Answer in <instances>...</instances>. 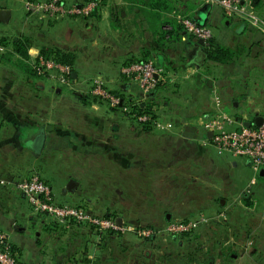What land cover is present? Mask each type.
I'll return each instance as SVG.
<instances>
[{
    "label": "crops",
    "instance_id": "crops-1",
    "mask_svg": "<svg viewBox=\"0 0 264 264\" xmlns=\"http://www.w3.org/2000/svg\"><path fill=\"white\" fill-rule=\"evenodd\" d=\"M12 1L0 0V8L10 12L8 20L0 22V178L17 181L28 177L33 168L48 167L51 160L57 161L66 176L46 180L52 191L55 188L56 202L74 205L81 183H97V195L84 197L87 205L84 207L91 214L123 215V223L143 222L138 216L149 214L154 216L150 221L153 225L163 215L166 223L156 229L204 211L214 220L213 215L218 212L216 204L222 206L225 195L233 197L243 193L245 196L253 178L252 185L264 178L248 159L232 155L229 158L213 146L201 145L198 139L205 135L197 125L200 117L217 109L241 121H252L261 115L264 33L251 26L243 30L238 26L242 24L238 18L227 22L222 10L214 5L190 9L189 12L195 13L190 16L196 22L212 28L214 42L222 46H243L246 51L243 60L230 65L208 66L203 60L196 66L193 59L205 45L200 46L183 31L182 38L188 35L191 41L184 53L169 51L177 44L173 38L166 42V47L157 48L154 29L168 13L152 8L150 0H103V5L90 18L56 19L39 31L35 16L27 13L23 21L12 18ZM259 1L261 4L262 0ZM10 21L14 25L12 32L5 29ZM217 26L235 29L234 35L228 37L232 42H225L226 36H217L214 31ZM18 39L28 44L27 59L14 49L13 43ZM44 45L69 51L74 56L67 84L60 82L54 73L42 78L32 71L30 64ZM189 53L194 56L187 59ZM144 57L163 65L179 81L175 90L183 89L182 99L172 98L171 102H160L165 85L152 95L158 102L153 109L164 120L175 118L174 127L168 131L149 130L123 121L120 115L117 118V110L85 93L89 87L85 80L99 76L111 89L117 90L113 87L119 86L124 97L138 96V86L124 84L119 67L130 59ZM209 69H214L218 76L210 75ZM251 70L256 73L254 81L249 77ZM209 82L203 101L196 100L198 91L205 89ZM76 87L81 88L73 94L68 91ZM159 109L166 113H160ZM42 172L46 177V172ZM20 174L26 175L13 178ZM240 176L245 179L238 181ZM69 180L76 182V189L63 194ZM14 190L11 186H0V194L12 195ZM19 199L27 203L20 193ZM16 208L15 205L14 211ZM3 212L0 207V214ZM12 215L13 218L0 216V228L8 232L22 264L112 263L104 259L103 263L98 253L108 248L106 239H98L87 225L52 226L48 224L49 217L31 213L26 219L27 228L16 226L13 212ZM22 215L28 214L21 212ZM91 236L100 243L93 252L87 243ZM251 239L244 242V252L233 255L234 260L242 257L253 260L257 256V246L245 252ZM139 246L133 244L135 248ZM113 263L116 264L115 260Z\"/></svg>",
    "mask_w": 264,
    "mask_h": 264
},
{
    "label": "built area",
    "instance_id": "built-area-1",
    "mask_svg": "<svg viewBox=\"0 0 264 264\" xmlns=\"http://www.w3.org/2000/svg\"><path fill=\"white\" fill-rule=\"evenodd\" d=\"M202 5L219 7L226 17L239 18L252 27L264 33V17L258 12L252 0H201ZM103 5L101 0H84L79 3H69L66 0H25L24 8L30 16L39 19H60L65 17L90 18ZM179 24L183 32L194 39H201L204 45L212 38L210 27L199 24L186 14L170 13ZM1 49V48H0ZM36 74L45 77L54 73L62 83L70 80V66L61 64L52 58L37 55L31 62ZM121 78L127 83L138 86L140 94L122 97L108 88L99 76L90 79L88 91L90 96L98 101L105 102L112 108H117L128 121L145 126L149 130L168 131L174 127L170 120H164L154 109V113L138 112L133 107L145 102L150 92L156 90L160 84L167 80L176 81L173 74L168 73L165 67L153 59L144 61L131 60L119 67ZM197 125L205 136L198 139L203 146H213L220 152H226L237 158L248 159L252 168L259 172L264 169V124L256 127H246L242 121L217 109L208 116L200 117ZM255 183V179L251 180ZM0 186H11L22 194L32 213L44 215L62 224H84L92 229L97 237L105 233H131L140 237H150L159 233L185 234L195 230L199 225L207 223L211 217L200 212L198 215L171 221L162 229L153 230L141 225H119L112 217L91 214L84 206L73 204H60L56 202L50 185L36 173L14 181L0 178ZM252 242L249 241L248 245ZM0 264H20L17 253L12 248L8 232L0 228Z\"/></svg>",
    "mask_w": 264,
    "mask_h": 264
},
{
    "label": "rangeland",
    "instance_id": "rangeland-1",
    "mask_svg": "<svg viewBox=\"0 0 264 264\" xmlns=\"http://www.w3.org/2000/svg\"><path fill=\"white\" fill-rule=\"evenodd\" d=\"M12 2H14V5L10 4L13 8L12 18L14 20L17 19V21H19V19L23 21L27 17V11L24 8L23 0H13ZM201 5H202L201 0H198V2L197 0H181V1L172 2V8L173 10H175V12L193 15V16H195V13L189 12V10L194 9V8H197V9L201 8ZM263 6H264V0H262L261 4L258 5L257 9H258V12L264 17ZM164 18L173 19L171 14H168ZM35 19H36L35 26L38 27V29H36L37 31L41 30L42 27L50 23V21H53V19H46V18L39 19L37 17ZM77 19H81V18H77ZM79 21L80 23L82 22L81 20ZM217 27L218 29L214 30L217 32L216 33L217 36L218 37H221L222 35L226 36L225 42L227 41L232 42L231 39H228V37L229 35L231 36L234 35L233 30L235 31V29L233 27H229V28H225L221 26H217ZM5 29L10 32L14 30V25L11 23V21L10 23H7V25H5ZM181 33L182 31H180V33L176 35L175 37H172L173 39H175V42L177 44L174 48H171L169 50L171 53H184V49L188 45L190 38L188 35L187 36L185 35L183 36L184 37L183 39ZM42 47L52 48L55 46L44 45ZM229 47L233 48L234 50L237 49L238 51H240L241 58L238 61L243 60V56L246 54L245 48L243 46L241 47L240 46H229ZM79 54H82V52H79ZM192 56H194V54L189 53V55L186 56V58L189 59ZM209 70H208V73H210V75H217L216 72L212 71L214 69H209ZM249 77L250 79H252V81H254L256 79V73L251 70ZM42 78H45V77H42ZM90 79L85 80L86 83H90ZM123 82L124 84L126 83L124 80ZM177 82L179 81L167 80L164 83L165 87L163 88L160 94L161 95L160 102L164 100H168L169 102H171L170 100L172 98L175 100L178 97L182 99L183 97L182 95L184 94L183 89L179 90V92H178V89L175 90ZM79 88L81 87L69 89L68 91L73 94L74 90H77ZM108 88L112 90L113 92L115 91L117 92L119 89V86L113 87L115 89L118 88L117 90L111 89L110 87ZM85 93L88 94L87 95L88 97L93 99L90 96L89 91H86ZM101 103L105 104L108 108L112 110L113 109L117 110V112L119 113L118 114L116 112L118 114L117 118H120L119 117L120 115L123 121H128L124 118L120 110H118L117 108H112L105 102H101ZM263 104H264V99H263ZM159 110H160L159 111L160 113H166L165 110H161V109ZM169 120H171L172 122H175V118H170ZM129 122L130 121H128V123ZM123 125L128 126L126 123H123ZM133 125L137 126L138 124L133 123ZM142 128H146V127H142ZM225 154H228L227 157L231 158L230 157L231 155L229 153L225 152ZM242 159H245V158H242ZM56 162H53V160H51L50 166L48 167L42 166V168H37V169L33 168L32 170H30V172L38 174L45 181L50 178H54V179L59 178L60 175L66 176L65 169L59 167L56 164ZM42 171L46 172V175H47L46 177L43 176ZM25 175L23 174H20V176L14 175L13 178L19 179L20 177H24ZM29 175L30 174H28L27 176ZM242 179H245V177L240 176L238 178V181H241ZM98 187L99 185L97 183H91V184L81 183V190L74 202L75 203L74 205L85 206L86 198L84 197L88 195H93V194L97 195ZM14 191L15 192H13L12 195H4L1 192L0 207L2 208V210L4 209L5 212L1 213L0 216L13 218V215H12V212H13L16 226H24V227L26 226L28 228L29 223L27 222L26 219L27 217L31 215L32 211L29 205L25 201L24 203H22V201L19 199V193L16 190ZM54 192H55V188L53 189V193ZM244 195L245 196H243V193H237L233 197H229L225 195V198H224L225 201L222 204V206L220 204L218 205L216 204L218 208V212L217 214H215V216L213 215V217H216V219L214 220L210 219L207 223H203L199 225V227H197L195 230L189 233L166 234V233L161 232L159 234L154 235L153 240L147 239L149 237H140V236L133 235L131 233H124V234L111 233L109 234L111 236H109L107 233L103 237L106 239L108 248L101 250L98 253L100 256L103 257L102 258L103 263H104V260L106 261L108 260L110 261V263L112 262L111 264H114L113 263L114 260L116 264H207V263L209 264V262L210 264H264V178L261 179L258 184L256 185L251 184L249 187H247L246 191L244 192ZM248 202L250 205L246 206L247 205L246 203ZM15 205L17 206L16 211H14ZM21 212H23V214H28V215L20 216ZM7 213H9V216ZM16 213H18V215ZM203 213L206 214L207 216L209 215V213L205 211ZM96 215L101 216L102 214H96ZM110 216H112V218L114 219H116L117 217H120V218L124 217L123 215L121 216L119 214L116 215L113 213ZM138 217L143 222H138V223L124 222V224L141 225L144 228H151L153 230H157L156 228H161L166 223L165 222L166 220L164 219L163 215L156 218V221H157L156 225H153L154 223L150 222L154 217L153 215L146 214V215H139ZM191 217L193 216H190V217L187 216V218H191ZM48 224L52 226L54 225L59 226L60 224L63 225L62 223L58 224V222L56 221L54 222L52 219L48 220ZM48 224H45L47 228L49 227ZM65 225L78 226V224H65ZM38 229L39 227H37V229L35 230H38ZM93 235L96 236L95 234ZM27 237L29 238V235ZM27 237H25V240L27 239ZM97 238L101 239L102 237L101 238L97 237ZM248 238H252L251 239L252 243L246 246L247 250L245 252H248L251 248L257 246L258 248L257 256L258 257L257 256L253 257L254 258L253 260H250L247 257H242L240 259L237 258L234 260L233 255L239 252H242V251L244 252L243 245L246 239ZM87 243H88V246L90 247L89 250H92V252L94 250H98L97 248L98 246H100V243H97V240L94 239V237L92 236L88 237ZM134 243H138L140 246L135 248L133 247ZM118 244H120L121 247H118ZM48 247L49 246L46 247L45 245L46 249H48ZM144 254L148 256L147 259L142 258V255ZM228 255H230L231 257H228ZM17 258L19 260V256H17ZM91 258L93 259L94 255ZM20 264H22L21 261H20Z\"/></svg>",
    "mask_w": 264,
    "mask_h": 264
},
{
    "label": "trees",
    "instance_id": "trees-1",
    "mask_svg": "<svg viewBox=\"0 0 264 264\" xmlns=\"http://www.w3.org/2000/svg\"><path fill=\"white\" fill-rule=\"evenodd\" d=\"M101 1L103 2V0H101ZM150 2H151L150 5L152 8L163 11L165 13L170 14L171 12L175 11L172 8V2H174V0H150ZM259 4H260V1L257 3H254V6L256 9L258 8ZM187 16L190 17L192 20H194L190 15H187ZM223 17L226 19L227 22H229L232 18H234V17H226L225 15ZM234 21H236V20H234ZM237 21H240L242 23V24H239L238 26L241 25L242 26L241 28H243V30L248 29V27L250 26L247 22H245L242 19L238 18ZM238 26H236V27H238ZM180 31H183V29L179 24L176 23L175 20H173L172 18H163V20L160 21L157 28L154 29V33L156 35L157 48L160 49V48L166 47L165 46L166 42H168L172 37H175L176 35H178L180 33ZM25 42H26V40L18 39V40L14 41L13 45H14V49H15L16 53L19 54L22 58L27 59L28 58V54H27V45L28 44ZM204 52H205L204 64H206L208 66H210V65H220V66L230 65L232 63H236L241 58V52L240 51H238L237 49L234 50L233 48H231L229 46L218 45L217 43L214 42L213 38H210V40L207 42V44H205ZM249 54H250V52L247 55H249ZM40 55H42L46 58H52L61 64H65V65L70 66L71 70L73 69L74 56L69 51H64L58 47L57 48L56 47H52V48L41 47L40 48ZM131 60L144 61V60H146V58L130 59L129 61H131ZM30 66H31L32 71L36 74V72L33 69L31 64H30ZM209 84H210V82L207 83V85H205V89L203 88V89H201V91H198V93L196 94V100H200V101L202 100L201 98L206 95L205 91L208 88ZM163 85L164 84H160L158 86V88H156L155 93ZM121 91H122V89H118V91L117 92L115 91V93H118L123 97V94ZM157 104H158V102L155 100V96H147L145 102H143L140 106L133 107V108H135L140 113L141 112L154 113L153 108ZM189 110H190V108H189ZM204 113H206V112H204ZM204 113H203V115H206ZM143 127H145V126H143ZM246 204H247L246 206L250 205L249 202ZM105 216L106 217H112L110 215H105ZM89 230L94 234V232L92 231L91 228H89ZM106 234L107 233L103 234L102 236H100V238L102 237V239H103L104 238L103 236ZM109 234H111V233L108 232V235ZM109 236H111V235H109ZM147 239L153 240L154 238H153V236H150ZM12 248L15 251L13 244H12ZM230 255H232V254H230ZM230 255H228V257H231ZM142 258L147 259L148 256L144 254V255H142ZM209 264H210V262H209Z\"/></svg>",
    "mask_w": 264,
    "mask_h": 264
},
{
    "label": "water",
    "instance_id": "water-1",
    "mask_svg": "<svg viewBox=\"0 0 264 264\" xmlns=\"http://www.w3.org/2000/svg\"><path fill=\"white\" fill-rule=\"evenodd\" d=\"M254 3H257L258 0H252ZM264 9V7H263ZM10 16V12L4 8H0V22H5L8 20ZM197 43L200 45V46H203L204 45V42L201 40V39H198L197 40ZM205 59V52L203 50H199L197 55L195 56V58L193 59L194 63L196 66H198L199 64H201L203 62V60ZM155 92L152 91L150 92V96H152ZM236 120H240L241 121V118H236ZM243 125L246 126V127H250V126H260L262 124H264V116L262 115H257L252 121L250 120H246V121H242ZM258 175L260 177H263L264 176V169H260L259 172H258ZM76 187V182L74 180H69L68 183L66 184L65 188L62 190V193L65 194L67 191H73ZM116 222L121 225L123 222H122V219L120 217H117L116 219Z\"/></svg>",
    "mask_w": 264,
    "mask_h": 264
},
{
    "label": "flooded vegetation",
    "instance_id": "flooded-vegetation-1",
    "mask_svg": "<svg viewBox=\"0 0 264 264\" xmlns=\"http://www.w3.org/2000/svg\"><path fill=\"white\" fill-rule=\"evenodd\" d=\"M261 115L264 116V110H263V112L261 113Z\"/></svg>",
    "mask_w": 264,
    "mask_h": 264
}]
</instances>
